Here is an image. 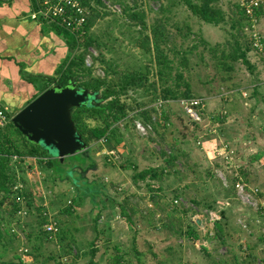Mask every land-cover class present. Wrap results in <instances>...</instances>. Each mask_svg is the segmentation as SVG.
Segmentation results:
<instances>
[{"label":"rangeland","instance_id":"rangeland-1","mask_svg":"<svg viewBox=\"0 0 264 264\" xmlns=\"http://www.w3.org/2000/svg\"><path fill=\"white\" fill-rule=\"evenodd\" d=\"M104 1L89 31L93 43L72 49V56L83 54L86 59L72 82L96 77L116 80L124 72H138L146 78L142 87L132 97L120 96L135 107V98L153 94V84L161 95L165 87L173 89L174 79L182 74L180 92L188 82L194 94L206 97L202 125L195 126L185 116L183 101H163L156 109L159 99L147 96L146 109H155L152 126L135 119L140 112L135 108L130 118L116 124L123 133H115L105 146L92 143L85 155L71 157L73 166L56 167V175L40 163L36 170L30 158L19 162L12 156L10 166L25 187L24 196L31 192L32 198H24L29 215L23 221L16 222L11 198L0 205V257H15L19 242L10 226L16 223L29 235L28 241V237L22 241L33 248L37 264H264V55L253 48L250 23H243L235 0H218L225 17L218 26L193 15L184 0ZM133 7L142 10L147 28L126 17V10ZM257 14L254 33L264 35V6ZM151 26L162 27L168 35L162 49L171 60V76L164 82L159 81L154 53L138 44L150 34ZM235 41L242 50L249 48L247 58L254 68L238 60L232 62V72H221L217 62L226 60L222 52H231ZM131 120L151 130L141 135ZM86 122L91 127L102 124ZM3 133L24 150L13 130ZM103 149L114 150L117 159L109 160ZM171 155L177 159L167 165L165 157ZM86 166L85 171L79 168ZM147 168H155L159 178H134ZM240 169L246 170V176L236 186L235 171L240 175ZM62 175L97 193L77 198L82 194L72 180H61ZM70 202L74 209L68 214ZM44 212L58 220L65 239L43 237L39 220ZM213 220L223 226L220 237ZM188 228L195 229L196 240L187 237Z\"/></svg>","mask_w":264,"mask_h":264},{"label":"trees","instance_id":"trees-1","mask_svg":"<svg viewBox=\"0 0 264 264\" xmlns=\"http://www.w3.org/2000/svg\"><path fill=\"white\" fill-rule=\"evenodd\" d=\"M42 1L43 0H31L32 11L30 12V18L32 20L38 23L47 25L53 28L54 30H56L61 35H63L66 38L67 44H69L71 49L78 48L81 46H85L86 48H88L93 43V41L88 38L89 31L93 23L94 16L97 15L94 13H97L98 11L97 8L99 6L104 7L102 3V1L105 2L104 0H75L79 2L80 6L85 8L90 13L89 18L87 19L85 23L84 34L80 39L76 38V36L72 34L71 32H69L68 30H65L61 26H59L57 22L58 20L49 21L39 16L33 18L32 16L39 9L38 2L42 3ZM184 1L187 7L189 8V10L192 12V14L197 16L199 19H201L203 22L207 24L218 26L225 19L223 10L217 5L218 0H199L198 3H193L191 2V0H184ZM235 3L238 9L240 10L243 23H245L246 21L250 23V21H253L254 18L259 19L258 14H257L259 10L255 9V11L251 15H248L246 13V10L242 8L241 4L240 5L238 4L237 0H235ZM116 7L117 6H115V8ZM104 15H107V13H104ZM125 15L129 20L135 23L134 25H138L140 28H147L145 15L142 14V10H138L135 7L129 8L128 10H126ZM149 29H150V34L144 37L141 42L138 41V44L140 45L142 49L148 50L149 52L151 51L154 53L155 60L158 65L157 73H158L159 81L164 82L165 78L170 79V76H171V72H169L171 69L170 68L171 60L167 58L166 54L164 53V50L162 49V47L167 44L168 35L164 33L163 28L160 26H151L149 27ZM83 40L84 42H82ZM252 43L253 41L249 42L248 45L250 44V47H252ZM247 49L242 50L239 43L236 42L235 46L231 48V52L228 53L226 50L222 52L221 57L223 59L225 58L226 60L217 62V69L220 70L221 72H226L227 74H229L230 72L234 70V66L232 62L234 63L235 61H238V60H241L242 63L247 66V68L253 69L254 67L250 64L247 58V53L249 51ZM85 62H86V59L84 58L83 54H80L78 56H72L70 60L67 61L66 64L61 67L58 76L50 80L49 86L54 85V84L65 86L69 81H75L74 79L77 77V70H81L82 67L85 65ZM185 64L187 65L186 59H185ZM108 66L111 68V65H108ZM182 78H183V75L178 74L177 78L174 79V84H175L174 88L172 89L171 87H165L161 95L157 94V88L155 87V84H153L154 86L153 94H149L150 96L143 94L141 97L135 98L137 101V104L135 107H131L128 104H126L125 100L124 101L121 100L120 96L127 95V97H132L134 95V92H136V89L142 87V82L146 78H143L138 72H135V71L124 72V74L119 76V78L116 80L108 81L107 77L106 78L96 77L86 82L77 84L78 88H86L92 93H96L97 96L101 94L100 98L98 97L97 100L94 101L91 105H86V106L72 109L71 115L75 123L77 132L82 136L83 141L87 144L88 147H90L92 143L101 144L103 146L104 144L101 143L103 139H107L109 142V139L115 133H121V132L123 133L121 128H119V126H117L116 124L122 119L130 118L131 117L130 112L134 111L135 108L140 109V112L138 110L137 113L134 115L135 119L139 118L143 120L145 123H148V125L150 124L152 126V124H154V122L152 121V117L155 112V109L153 108H150L149 110L146 109L145 104H146L147 96L149 97L148 99L150 100L159 99L161 101L171 102V103H174L180 100L183 102L200 100L205 103L206 97L194 94L193 89L188 82H184L182 84L184 87V91L180 92L179 88L181 87L180 82L182 81ZM233 89H236V88H233ZM256 91L258 92V89ZM238 93L240 95L242 94L241 92H238ZM204 103H203V106L199 107V111H200V115L202 119L205 115V111H206L205 107L207 108V104L204 105ZM10 116H11V113H10ZM167 117L168 115L164 116L166 120H168ZM87 119L98 120V121H101L102 124L91 127L87 124L86 122ZM131 122L133 126L135 127L136 121L134 122L131 120ZM192 124H194L197 127H199V125L200 126L202 125L201 122H195V121L194 122L192 121ZM6 129L13 130V132L19 136L18 140L22 144V147L24 148V150H19L16 144L14 143V141L11 140V138H9V135L7 133H3ZM120 137L122 138V136ZM197 143L201 144V142H197ZM226 149H228L229 151V147L227 148L226 146ZM84 153L85 152H82L81 154L85 155ZM12 156H17L19 158L18 159L19 162L20 161L25 162L26 161L25 158H30L31 160L35 158L37 163H40L42 167L51 171V173H53L54 175H56L55 174L56 167L60 168L65 164H69V166H73L71 162L72 160L70 159L71 157H74V156L66 157L61 162L59 158L53 157L50 154H48L47 150L44 149L41 145L29 142L20 133V131L13 126L11 121L6 126V128L0 131V195L2 196L0 200V205L6 204L7 201L9 200L11 201L12 199L11 203L14 207L12 208L13 216L16 217V222H17L18 220L23 221V219H25L29 215V212L26 216H23V217L17 214V211L20 210L21 205L16 203L12 188L14 185H16L20 181V177L17 176L16 172H13L12 167L10 166V160ZM176 159H177L176 156L171 155V156L165 157V162L167 163V165H172V162L175 161ZM109 160H112V159H109ZM79 168L85 171L88 167L86 166V167H79ZM241 171H242V174L240 175H238L237 170L235 171L236 172L235 174L237 175L234 178L235 185L238 184V181L242 179V176L243 177L246 176V170H244L243 172V169H242ZM70 174L73 175V177L77 178V174H74V172H71ZM148 177H150V179L152 180L158 179L159 174L157 173V170L155 168H147L145 170L139 171L138 173L134 175V178H140L142 180H145ZM64 178H67L69 180L67 176L62 175L61 180H63ZM70 182L75 187H77L80 194H82L81 196H77V198L79 199H82L83 198L82 196L90 197L97 193L96 191H93L92 189H82L78 184V179L75 182L73 180ZM24 189L25 187L23 185L22 196L24 198L26 196V198L28 199L32 198L31 192L24 196V192H25ZM74 202L78 203L80 202V200L75 199ZM175 203H178V201H175ZM71 205H72V202L69 206ZM26 206H27V203H26ZM27 208L29 211L28 206ZM73 209L74 208L71 206L70 208L67 209V213L68 214L73 213ZM122 215L125 217L124 211H122ZM97 219L99 221L100 211L98 213ZM52 222H56L59 227V232L55 236L48 233L45 229V227ZM212 223L216 230V233H217L216 235L220 237L223 231V226L221 225L219 220H213ZM96 226L97 224L94 225V227ZM14 228L16 229V231L14 230ZM39 228H40V231L43 233L42 235H44L43 237L47 241L48 240L53 241L54 238L56 239L58 236L61 237L63 234V228L60 226V223H58L54 217L48 216L46 212L43 213L42 217L39 220ZM182 228L180 229L182 230ZM24 229H25L24 227L19 229V227L16 226V223L11 224L10 233L12 237L14 238V240L18 239L17 240V242H19L18 247L15 250L14 259L5 260L0 257V264H24L22 261V257L19 253V249L21 248L28 249L27 259L30 261V264H37L35 260V253H34L33 248L32 247L30 248L27 244L23 243L22 241L23 239L25 241L27 237L28 238L26 239V241H28L29 239V235L27 236L24 233L23 231ZM180 229L176 230L177 234ZM96 231L97 233L100 232L98 228L96 229ZM41 232H38V233H41ZM185 234L187 235V237L191 238L192 240H196L198 238L196 235L195 229L193 232L192 229L188 228ZM40 237L42 236L40 235ZM1 238H2V235L0 232V240ZM65 238L66 236H62L60 240H63ZM35 248L36 247H34V249ZM95 252L96 251L93 250L92 254L94 255ZM67 253H69V251H67ZM116 264H118V262Z\"/></svg>","mask_w":264,"mask_h":264},{"label":"crops","instance_id":"crops-1","mask_svg":"<svg viewBox=\"0 0 264 264\" xmlns=\"http://www.w3.org/2000/svg\"><path fill=\"white\" fill-rule=\"evenodd\" d=\"M31 11V0H0V104L11 116L55 86L50 80L72 57L66 38L32 20Z\"/></svg>","mask_w":264,"mask_h":264},{"label":"water","instance_id":"water-1","mask_svg":"<svg viewBox=\"0 0 264 264\" xmlns=\"http://www.w3.org/2000/svg\"><path fill=\"white\" fill-rule=\"evenodd\" d=\"M98 98L69 81L47 88L12 117V124L31 143L41 145L61 162L88 149L77 132L72 109L91 105Z\"/></svg>","mask_w":264,"mask_h":264},{"label":"built area","instance_id":"built-area-1","mask_svg":"<svg viewBox=\"0 0 264 264\" xmlns=\"http://www.w3.org/2000/svg\"><path fill=\"white\" fill-rule=\"evenodd\" d=\"M238 4L242 6L246 10L248 15H251L255 9L259 10L264 6V0H237ZM39 3L38 11L32 16L35 17H42L49 21H57L59 26L63 29L68 30L72 34L76 36V38H81L84 34L85 30V23L90 16V13L80 6L79 2L75 0H43L42 3ZM119 8L118 6L116 7ZM259 20L254 18L253 21H250L249 24V31L253 32V36H255V43H253V48L258 53L264 55V35H258L254 33V29L258 25ZM165 102V101H164ZM163 101L159 100L158 107L164 103ZM166 103V102H165ZM184 113L186 116H189L191 120L194 122H201V115L199 111V107L203 106V102L200 100H193L190 102H183ZM10 110L8 107L0 104V131L6 128V126L11 121ZM136 130L141 135H147L151 130L148 125H144L143 123L137 121L135 125ZM108 142L107 139H103L101 141L103 146ZM103 153L109 157V159H117V154L114 150H106L103 149ZM15 160L19 158L17 156L13 157ZM239 184V183H238ZM236 186H240V185ZM22 188L23 185L19 181L16 185L13 186L12 190L14 192L16 203L21 205L20 210L17 211L19 216H26L28 214V208L26 206V202L24 197L22 196ZM242 188V187H241ZM243 189V188H242ZM243 194V190L241 192ZM242 194H240L242 196ZM71 203V202H70ZM46 231L51 235H56L59 232V227L56 222H52L45 227ZM16 231V229L14 228ZM19 253L22 257V261L24 264H30V261L27 259V248L19 249Z\"/></svg>","mask_w":264,"mask_h":264}]
</instances>
